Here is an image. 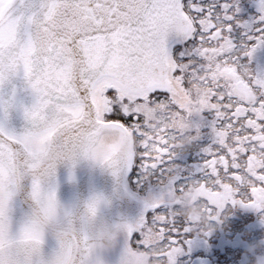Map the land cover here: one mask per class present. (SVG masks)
<instances>
[{"label": "snow or ice", "instance_id": "snow-or-ice-1", "mask_svg": "<svg viewBox=\"0 0 264 264\" xmlns=\"http://www.w3.org/2000/svg\"><path fill=\"white\" fill-rule=\"evenodd\" d=\"M238 12L228 0H0V90L22 75L35 96L22 134L0 123V264H44L34 247L21 246L35 236L23 220L14 231L12 213L25 192L31 212L60 205L48 153L72 170L87 160L160 189L135 223L123 225L127 246L150 252L154 264H177L188 235L210 236L228 205L264 212V75L243 63L264 46V7L251 25ZM14 100H0L5 119ZM204 112L214 114L213 146L194 171L179 169L178 152L200 138L191 117ZM107 133L129 142L123 160L89 156ZM12 175L20 182L5 189ZM193 186L206 224L181 214ZM12 193L19 195L5 199ZM64 218L88 224L84 211ZM73 244L79 264H99L88 235Z\"/></svg>", "mask_w": 264, "mask_h": 264}, {"label": "flooded vegetation", "instance_id": "flooded-vegetation-1", "mask_svg": "<svg viewBox=\"0 0 264 264\" xmlns=\"http://www.w3.org/2000/svg\"><path fill=\"white\" fill-rule=\"evenodd\" d=\"M228 2L234 3V6L239 9L238 19L250 25L259 18L261 7H264V0H228ZM233 37L237 43H240L243 40L241 29L236 28ZM243 63L254 74L264 75V46L257 49L250 61L245 58ZM213 120L214 114L211 112H204L201 116L191 117V123L200 126V138L178 152L174 163L179 169L191 172L204 162L206 158L204 149L213 146L214 137L211 127ZM97 167L89 166L81 174L66 175L57 182L58 200L60 205L64 206L63 218L66 205L72 210V206L74 207L78 198V192H75L74 189L68 191L66 184L72 181L78 182L85 174ZM136 179L137 177H130L129 173L126 172L124 191L128 194L130 202H110V207L102 211V216L110 221V224L135 223L145 212L144 201L152 195L158 196L160 194V189L154 183L138 185ZM97 185L93 182V186L88 190L89 196L93 190L98 191ZM15 206L16 204L13 208ZM12 219L13 225L20 224L14 215V210ZM212 229L210 236H204L198 232L189 234L187 239L192 243L185 245V253L178 257L177 264H253L254 257L259 258L264 255V212L228 205L221 213L220 220L213 222ZM122 242L127 243V240L122 238L120 245ZM48 244L51 247L55 246L51 239ZM254 245H261L262 247L257 248L254 252Z\"/></svg>", "mask_w": 264, "mask_h": 264}, {"label": "clouds", "instance_id": "clouds-1", "mask_svg": "<svg viewBox=\"0 0 264 264\" xmlns=\"http://www.w3.org/2000/svg\"><path fill=\"white\" fill-rule=\"evenodd\" d=\"M179 99H183L182 94ZM88 154L97 161H104L105 159L123 160L129 154V142L122 140L115 134L107 133L102 135L97 144L89 148ZM45 163L47 167L55 169L63 163V160L48 153ZM20 179L18 175L6 177L5 189L9 185L18 184ZM18 195L19 193L6 194L5 199H16ZM93 197L96 198L94 215L88 212V203ZM39 199L44 201L45 195L42 193ZM198 200L196 186H193L186 194L181 214L186 219L202 225L207 223V215L204 206L199 204ZM108 207H110L109 199L103 193L93 190L92 194L82 203L83 211L88 213V224L84 227H78L64 223V206H55L54 216L51 211H41L37 206L31 213L24 216L22 224V227L29 229L30 234L34 235L35 239L22 240L21 246L34 247L37 254L44 257V264H79L81 250L73 242L84 235H88L90 257L98 258L99 264H108L105 257L117 249L122 238L126 235L123 223L113 225L102 216V211ZM50 239L57 245V250L45 254ZM69 245H72L70 253L67 251ZM259 247L262 246L254 245L253 251L255 252ZM261 257L264 258V255ZM118 264H154V261L150 252L127 246L123 250Z\"/></svg>", "mask_w": 264, "mask_h": 264}, {"label": "water", "instance_id": "water-1", "mask_svg": "<svg viewBox=\"0 0 264 264\" xmlns=\"http://www.w3.org/2000/svg\"><path fill=\"white\" fill-rule=\"evenodd\" d=\"M170 39L174 41L175 38L172 37ZM13 97H15V107L10 110L7 119L4 117L3 110L0 109V123L4 124V126L7 127L9 131L15 132L16 134H22L25 128L28 126L24 119L23 110L26 107L30 108L35 102V96L32 90L28 87L26 81L23 79L22 75L14 80L11 84L5 85L4 88L0 90V100L9 101L12 100ZM89 166H91V164L87 160H81L74 170L70 169L66 164H60L57 168L56 184L63 176H69L76 173L81 174L84 172L85 168ZM93 176L94 178H92ZM125 176L126 172L120 179H117L112 175L110 170L98 166L91 172L85 174L78 182H69L66 184L68 187L67 190L72 191L74 189L75 192H78V198L75 201L74 207L72 206L71 211L74 213L83 211L82 203L89 197L88 190L93 186V182L98 184V192L103 193L110 202H130L128 194L124 191ZM77 189L79 191H76ZM13 210L18 222H21L24 216L31 212V208L27 202L26 192L21 195ZM63 221L64 223L69 224L65 221V218H63ZM108 222L110 223V221ZM71 225L83 227L80 225L78 220H74ZM53 243L55 242L53 241ZM54 248L55 246L51 247L48 244L45 251L50 253Z\"/></svg>", "mask_w": 264, "mask_h": 264}, {"label": "rangeland", "instance_id": "rangeland-1", "mask_svg": "<svg viewBox=\"0 0 264 264\" xmlns=\"http://www.w3.org/2000/svg\"><path fill=\"white\" fill-rule=\"evenodd\" d=\"M90 164H91V166H97V165L92 164L91 162H90ZM68 210H70V208L66 205V211H68ZM51 213H52L53 216L55 215V208H53L51 210ZM136 220H137V217H136ZM18 226H19L18 223H17V225H13V230L15 231L18 228ZM124 239H125V241L127 240L126 235L124 236ZM126 247H127V243L122 242L121 245H119L115 251H113L112 253H109L105 257V259L107 260L108 264H118L119 258L121 256L123 250Z\"/></svg>", "mask_w": 264, "mask_h": 264}]
</instances>
